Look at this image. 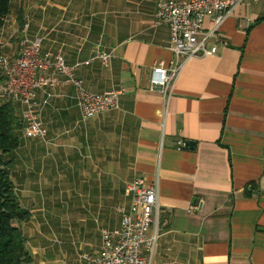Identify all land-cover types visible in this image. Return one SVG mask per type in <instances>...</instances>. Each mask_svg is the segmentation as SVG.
<instances>
[{
  "label": "crops",
  "instance_id": "1",
  "mask_svg": "<svg viewBox=\"0 0 264 264\" xmlns=\"http://www.w3.org/2000/svg\"><path fill=\"white\" fill-rule=\"evenodd\" d=\"M159 1L11 0L0 32L11 64L27 26L40 55L59 54L89 94L121 92L116 110L82 121L71 86L35 90L46 137L25 138L22 128L9 172L29 214L19 228L30 264L97 254L101 230L119 227V207V223L107 222L114 204L126 199L129 208L135 179L157 188L151 264H264V0L230 14L207 42L213 55L184 62L166 106L149 85L154 64L169 68L174 58L168 28L154 24ZM99 52L111 53L107 66L92 60ZM46 77L62 79L53 69ZM13 107L21 119L23 107ZM115 124L132 148L118 173Z\"/></svg>",
  "mask_w": 264,
  "mask_h": 264
},
{
  "label": "built area",
  "instance_id": "2",
  "mask_svg": "<svg viewBox=\"0 0 264 264\" xmlns=\"http://www.w3.org/2000/svg\"><path fill=\"white\" fill-rule=\"evenodd\" d=\"M246 1L248 0H160L157 3L154 24L168 28L174 58L169 68H165L161 62L154 64L149 85L151 91L162 95L165 106L184 62L194 57L213 55L216 48H208L207 42L217 38L225 20ZM206 19L210 20V25L205 31L203 23ZM26 30L27 26H23V37L19 42L20 56L13 64L6 56L0 55V67L6 76V81L0 84V95L23 107L21 122L25 138L43 141L46 137V129L39 117L36 89L54 84L71 86L82 121L118 108L120 91L106 92L101 96L89 94L82 82L74 76L75 68L67 66L59 54L53 58L42 57L41 40H28L25 37ZM110 59L111 53L99 52L92 60H98L103 66H107ZM50 69L62 79L55 81L46 77ZM34 72L39 74V78L31 82L27 78ZM126 193L132 198L128 209L117 208L119 227L101 230L98 253L92 256L81 254L80 264H151L157 240L156 231L150 233L158 218L157 188L144 183L142 179H135L126 187Z\"/></svg>",
  "mask_w": 264,
  "mask_h": 264
},
{
  "label": "trees",
  "instance_id": "3",
  "mask_svg": "<svg viewBox=\"0 0 264 264\" xmlns=\"http://www.w3.org/2000/svg\"><path fill=\"white\" fill-rule=\"evenodd\" d=\"M11 0H0V32L10 14ZM1 55V53H0ZM6 81L0 67V84ZM21 119L15 115L13 101L0 95V264H30L26 241L19 225L28 219L15 197L9 172L13 166L11 155L19 147Z\"/></svg>",
  "mask_w": 264,
  "mask_h": 264
},
{
  "label": "rangeland",
  "instance_id": "4",
  "mask_svg": "<svg viewBox=\"0 0 264 264\" xmlns=\"http://www.w3.org/2000/svg\"><path fill=\"white\" fill-rule=\"evenodd\" d=\"M22 39V38H21ZM20 41V40H19ZM109 114L105 115L104 117H100L99 120H107L109 119L110 117H108ZM117 123V121H116ZM119 127H117V125L115 124L112 132H111V137L113 138V145H114V149H115V167H114V170H115V173H118L121 172L122 170L119 169V160L122 156V152L123 150H129L130 148L127 146L126 144V140L123 139L122 137L125 135L124 132H123V128L121 127V125H118ZM132 148L130 149V152H131ZM125 199V198H123ZM128 205V202L127 200H121V202L117 203V204H114V209L115 211H113V216H112V219L108 220L107 222L108 223H111V222H114V223H119V217L116 213V208L117 207H127Z\"/></svg>",
  "mask_w": 264,
  "mask_h": 264
},
{
  "label": "water",
  "instance_id": "5",
  "mask_svg": "<svg viewBox=\"0 0 264 264\" xmlns=\"http://www.w3.org/2000/svg\"><path fill=\"white\" fill-rule=\"evenodd\" d=\"M182 145H183V148H184V149H187V148L190 149V150H191V149H192V150L194 149V144L191 143V142H183Z\"/></svg>",
  "mask_w": 264,
  "mask_h": 264
}]
</instances>
